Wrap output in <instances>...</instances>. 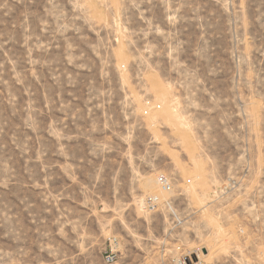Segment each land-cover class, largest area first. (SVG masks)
Instances as JSON below:
<instances>
[{"label": "rangeland", "instance_id": "rangeland-1", "mask_svg": "<svg viewBox=\"0 0 264 264\" xmlns=\"http://www.w3.org/2000/svg\"><path fill=\"white\" fill-rule=\"evenodd\" d=\"M197 249L264 264V0H0V264Z\"/></svg>", "mask_w": 264, "mask_h": 264}, {"label": "built area", "instance_id": "built-area-1", "mask_svg": "<svg viewBox=\"0 0 264 264\" xmlns=\"http://www.w3.org/2000/svg\"><path fill=\"white\" fill-rule=\"evenodd\" d=\"M156 182L160 186L162 190L169 191L171 188V184L169 180L162 174L156 177ZM149 205H157L158 197L151 196L148 200ZM180 249L179 247L177 248ZM200 249L191 250L188 252L180 251L176 256L173 257L172 264H205L200 258ZM106 262H111L113 257L111 255H107L105 258Z\"/></svg>", "mask_w": 264, "mask_h": 264}]
</instances>
